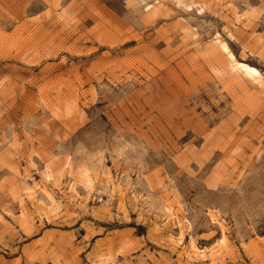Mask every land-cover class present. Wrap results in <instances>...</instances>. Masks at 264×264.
Returning <instances> with one entry per match:
<instances>
[{
	"label": "rangeland",
	"instance_id": "rangeland-1",
	"mask_svg": "<svg viewBox=\"0 0 264 264\" xmlns=\"http://www.w3.org/2000/svg\"><path fill=\"white\" fill-rule=\"evenodd\" d=\"M0 264H264V0H0Z\"/></svg>",
	"mask_w": 264,
	"mask_h": 264
},
{
	"label": "bare ground",
	"instance_id": "bare-ground-1",
	"mask_svg": "<svg viewBox=\"0 0 264 264\" xmlns=\"http://www.w3.org/2000/svg\"><path fill=\"white\" fill-rule=\"evenodd\" d=\"M217 44L219 46V49L223 52V54H225L227 56L228 65L226 67H228L229 73L237 74V75L240 74L245 79L250 80V81L256 83L257 85L260 84L261 79L257 75V72L254 69L248 67L247 65L240 64V63L236 62V60L233 58V56L228 52L224 43L218 42V43H216V45Z\"/></svg>",
	"mask_w": 264,
	"mask_h": 264
}]
</instances>
